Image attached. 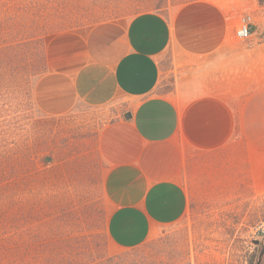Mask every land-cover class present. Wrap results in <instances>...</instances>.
Segmentation results:
<instances>
[{
    "label": "crops",
    "instance_id": "crops-1",
    "mask_svg": "<svg viewBox=\"0 0 264 264\" xmlns=\"http://www.w3.org/2000/svg\"><path fill=\"white\" fill-rule=\"evenodd\" d=\"M220 1L47 42L32 87L37 109L59 117L79 106L113 108L98 136L109 249L155 237L191 203L264 194V20L252 0ZM245 14L253 28L241 41L235 30ZM167 73L170 90L157 92Z\"/></svg>",
    "mask_w": 264,
    "mask_h": 264
},
{
    "label": "rangeland",
    "instance_id": "rangeland-1",
    "mask_svg": "<svg viewBox=\"0 0 264 264\" xmlns=\"http://www.w3.org/2000/svg\"><path fill=\"white\" fill-rule=\"evenodd\" d=\"M191 1L0 0V225H105L98 136L114 120L113 108L79 106L59 117L37 109L32 87L45 70L49 39L144 12L167 17ZM253 1L264 20V0ZM168 66L164 60L163 70ZM170 79L164 74L157 92L170 90ZM10 199L17 204H6ZM22 199L25 221L12 218ZM103 240L107 255L128 250L109 249L107 235ZM142 249L130 264H248L254 255L264 264V194L191 203Z\"/></svg>",
    "mask_w": 264,
    "mask_h": 264
},
{
    "label": "trees",
    "instance_id": "trees-1",
    "mask_svg": "<svg viewBox=\"0 0 264 264\" xmlns=\"http://www.w3.org/2000/svg\"><path fill=\"white\" fill-rule=\"evenodd\" d=\"M18 204L20 215L12 218L25 221L27 202L22 199ZM105 235V225H0V264H130L129 257L145 246L144 242L107 255ZM257 244L260 251L263 243ZM255 256L248 264H256Z\"/></svg>",
    "mask_w": 264,
    "mask_h": 264
},
{
    "label": "built area",
    "instance_id": "built-area-1",
    "mask_svg": "<svg viewBox=\"0 0 264 264\" xmlns=\"http://www.w3.org/2000/svg\"><path fill=\"white\" fill-rule=\"evenodd\" d=\"M253 28V19L251 15L245 14L241 17L235 30V36L241 41L250 39Z\"/></svg>",
    "mask_w": 264,
    "mask_h": 264
}]
</instances>
